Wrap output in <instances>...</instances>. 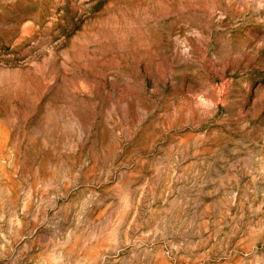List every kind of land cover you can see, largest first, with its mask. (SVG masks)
Instances as JSON below:
<instances>
[{"label":"rangeland","instance_id":"rangeland-1","mask_svg":"<svg viewBox=\"0 0 264 264\" xmlns=\"http://www.w3.org/2000/svg\"><path fill=\"white\" fill-rule=\"evenodd\" d=\"M0 264H264V0H0Z\"/></svg>","mask_w":264,"mask_h":264}]
</instances>
